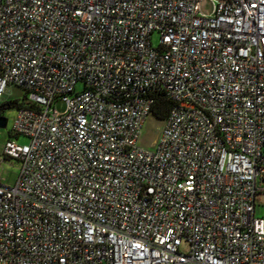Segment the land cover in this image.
I'll return each mask as SVG.
<instances>
[{
    "label": "built area",
    "instance_id": "1",
    "mask_svg": "<svg viewBox=\"0 0 264 264\" xmlns=\"http://www.w3.org/2000/svg\"><path fill=\"white\" fill-rule=\"evenodd\" d=\"M201 1L0 0V264H264V0Z\"/></svg>",
    "mask_w": 264,
    "mask_h": 264
},
{
    "label": "rangeland",
    "instance_id": "2",
    "mask_svg": "<svg viewBox=\"0 0 264 264\" xmlns=\"http://www.w3.org/2000/svg\"><path fill=\"white\" fill-rule=\"evenodd\" d=\"M200 10L205 14L212 13V4L209 0H202L200 3ZM153 42L155 45L158 44V35H153ZM26 99V92L23 88L16 85H8L2 96V115L7 118L6 127L0 128V152L3 149L5 141L12 137L10 130L12 128L15 115L18 107L16 102H23ZM12 102V104H8ZM55 109L59 112H63L65 109L64 103L59 99L55 102ZM163 128V120L158 119L154 115H149L143 123L142 132L140 136V144L145 148L152 149L154 143L158 139L160 132ZM18 141H25L24 137L15 138ZM17 161L12 159H5L0 163V179L4 184H13L17 177ZM255 214L257 216L264 217V191H259L255 195ZM180 249L182 251L187 250V244L182 242Z\"/></svg>",
    "mask_w": 264,
    "mask_h": 264
},
{
    "label": "trees",
    "instance_id": "3",
    "mask_svg": "<svg viewBox=\"0 0 264 264\" xmlns=\"http://www.w3.org/2000/svg\"><path fill=\"white\" fill-rule=\"evenodd\" d=\"M8 104H12V102H9ZM171 106H172V102L166 97H164V95L159 94L156 96V100L152 106L151 112L158 119L164 120ZM3 107L4 104L1 102L0 114H2L1 111Z\"/></svg>",
    "mask_w": 264,
    "mask_h": 264
},
{
    "label": "water",
    "instance_id": "4",
    "mask_svg": "<svg viewBox=\"0 0 264 264\" xmlns=\"http://www.w3.org/2000/svg\"><path fill=\"white\" fill-rule=\"evenodd\" d=\"M7 124V118L4 116H0V128L6 127Z\"/></svg>",
    "mask_w": 264,
    "mask_h": 264
}]
</instances>
